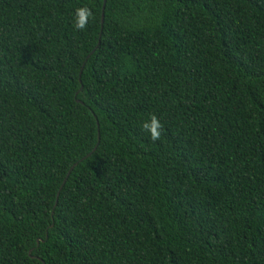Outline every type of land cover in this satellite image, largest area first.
Returning <instances> with one entry per match:
<instances>
[{
  "label": "trees",
  "instance_id": "obj_1",
  "mask_svg": "<svg viewBox=\"0 0 264 264\" xmlns=\"http://www.w3.org/2000/svg\"><path fill=\"white\" fill-rule=\"evenodd\" d=\"M103 5L0 0V264H264V0Z\"/></svg>",
  "mask_w": 264,
  "mask_h": 264
},
{
  "label": "clouds",
  "instance_id": "obj_2",
  "mask_svg": "<svg viewBox=\"0 0 264 264\" xmlns=\"http://www.w3.org/2000/svg\"><path fill=\"white\" fill-rule=\"evenodd\" d=\"M92 17L93 11L90 7L86 5L77 7L73 15V27L78 31L84 30ZM163 127L158 116L153 113L142 123L141 130L148 133L152 141H157L161 138Z\"/></svg>",
  "mask_w": 264,
  "mask_h": 264
},
{
  "label": "water",
  "instance_id": "obj_3",
  "mask_svg": "<svg viewBox=\"0 0 264 264\" xmlns=\"http://www.w3.org/2000/svg\"><path fill=\"white\" fill-rule=\"evenodd\" d=\"M106 2H107V0H104V5H103V13H102V23L104 22V17H105V6H106ZM96 149V147L94 148V150ZM90 154V153H89ZM70 173V172H69ZM69 173H68V175H69ZM64 182H66V179H65V181ZM64 184V183H63ZM57 202H58V200H57ZM56 202V203H57Z\"/></svg>",
  "mask_w": 264,
  "mask_h": 264
}]
</instances>
